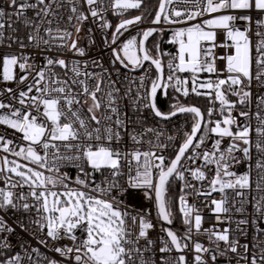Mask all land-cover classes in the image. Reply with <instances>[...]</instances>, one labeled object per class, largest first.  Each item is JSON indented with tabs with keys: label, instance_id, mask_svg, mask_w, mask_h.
<instances>
[{
	"label": "snow or ice",
	"instance_id": "1",
	"mask_svg": "<svg viewBox=\"0 0 264 264\" xmlns=\"http://www.w3.org/2000/svg\"><path fill=\"white\" fill-rule=\"evenodd\" d=\"M130 10L140 14L124 18ZM109 11L121 17L112 32L110 43L116 47L111 64L143 73L125 75L123 90L100 61H92L97 72L88 70L87 61L64 58L67 52L86 54L69 29L79 36L89 21L112 29L105 15ZM149 15L148 0H5L0 6V210L29 213L31 234L54 253L29 250L21 242L31 264H217L218 257H228L227 264L233 259L236 264H264V227L259 223L264 221V93L257 94L256 111H251L254 82L264 89V0H158L153 25H186L173 31L169 41L178 45L175 55L163 52L158 43L147 46L150 37L163 31L139 28ZM133 27L137 34L118 44ZM218 48L225 50L222 55L216 54ZM165 56H170L167 62ZM217 60L224 62L223 69H217ZM202 72L217 78L200 81ZM180 73L191 74V89ZM170 89L177 95L163 112L158 96L167 98ZM190 94L209 99L206 113L181 102ZM125 100L133 114H140L135 120L122 110ZM144 111L165 121L191 115V129L183 133L174 157L164 154L169 144L161 139L163 130L145 127ZM147 134L156 138L148 140V150L122 149L125 135L142 146ZM197 161L201 163L193 167ZM125 164L128 176L122 183ZM241 167L246 170L238 171ZM173 180L183 182L177 204L183 234L171 227L168 190ZM192 180L207 182L208 190ZM140 189L156 209L164 234L159 243L150 236L157 227L150 212H133L124 203L129 190ZM189 189L197 196L223 194L211 201L218 219L230 211L225 205L226 190H231L241 216L252 205L251 220H237L235 230L202 231L203 217L185 194ZM250 223L256 235L241 243ZM20 227L28 231L24 224ZM14 231L0 217V264H23L24 257L13 254L9 236L3 235ZM200 235L207 236L209 246L194 239Z\"/></svg>",
	"mask_w": 264,
	"mask_h": 264
},
{
	"label": "built area",
	"instance_id": "2",
	"mask_svg": "<svg viewBox=\"0 0 264 264\" xmlns=\"http://www.w3.org/2000/svg\"><path fill=\"white\" fill-rule=\"evenodd\" d=\"M5 0H0V6L4 5ZM179 7H185V5H179ZM61 12L65 14V16L67 15V13L61 9ZM133 12V14H131L130 16H126L128 13L125 14L124 18H130L131 16L134 15H139L140 14V10H130L129 13ZM29 16L33 15L32 12L28 13ZM106 15V19L109 20V16L114 17V19L116 20L115 24H118L120 22L121 17L114 15L111 11H109L108 13L105 14ZM208 17L205 16L203 17V19H207ZM110 21V20H109ZM111 22V21H110ZM113 25V23H111ZM115 24L113 25L112 29H108V30H102L98 24H94L91 21L86 22L81 30V32L79 33V36H77L75 34V30L74 29H69L70 31L73 32V39H77L78 40V46L81 48L85 49V55L83 57H79V56H75L73 53L71 52H67L64 56V58L66 59H70V60H80L81 62L87 61L88 62V70L89 71H97L99 72L100 69L96 68L93 66L92 61L93 60H98L101 62V64L103 65L104 68H107L109 70V72L111 73V79L113 80H117L118 87H121V89L123 90V88H125L127 86V81L124 79L125 75H128L129 77L132 78H138L140 75H142V71H137V72H126L125 69H123L122 67H120L119 64H116L115 66H113L111 64V59H112V48L116 47V45H111V39H112V32L115 29ZM152 26L151 22H147L144 21L141 25H139V28H148ZM186 25L183 24H178V25H169L166 23H162L160 25H158V29H163V31L161 33H163L164 31H175L181 27H185ZM91 28L92 31L91 33H89L88 29ZM138 29L136 27H133L131 29H129L128 32H125L123 36H121L119 38V40L117 41V43H119L121 40L125 39L126 37H130V36H134L137 34ZM23 33L21 32V35ZM91 41H94V43H92ZM3 51V50H0ZM224 49H216V54L217 55H222L224 53ZM176 52H177V45H176ZM50 55H55V53H50ZM170 59L169 56H165L164 60L165 62H167V60ZM37 62H40V58H37ZM147 66V65H146ZM216 66L217 69H223L224 67V62L223 61H216ZM116 69H119V75H117V71ZM57 71H61L60 69H57ZM17 72H19V70L17 69ZM165 72H167V69H165ZM153 76L155 74L154 70H153ZM181 77L183 78H187L189 79V89H191V74L190 73H180L179 74ZM227 74L224 72H221L220 74V78L226 76ZM217 78L216 74H210L207 72H202L199 74V80L200 81H206L208 79H213L215 80ZM9 86H14V85H9ZM253 104L251 106V111L254 113L256 111L255 108V100H256V96L258 93H264V89H260L258 88V86L255 84H253ZM237 100V99H236ZM235 100V101H236ZM122 110L126 111L128 113V115L130 117H132L133 120L136 119L137 115L140 114H133V112L131 111V109L127 106L128 105V101L125 100L122 102ZM211 106V104L208 106V108ZM217 109L219 108V104H216ZM237 107L240 110H249L248 108H245L242 105H237ZM207 108V109H208ZM207 112V110H206ZM233 115H236V112H233ZM143 116H147V123L145 124V127H152L158 130H163L164 135L161 137V139L163 140L164 143L169 144V147L166 149V151L164 152V154L169 157L172 158L173 155L175 154L176 149L178 148L179 144L182 142V138H183V133L186 131H190L191 129V123H192V117H189L191 115L189 114H181L178 115L174 118H172L171 120H161L159 118H155L152 117L147 111L143 112ZM214 119H218L219 115L214 114ZM241 122H243V120H241ZM253 124H255V120H253ZM134 125H129V128L131 129V127H133ZM2 126H0V131H2ZM139 130V129H138ZM9 132V134L11 133V130H7ZM168 136H173L175 137V139L172 142H169L167 140ZM148 140H152L153 142L156 141V138L154 135L152 134H147L144 137V142L141 145H133L132 141L127 137V135L124 136V140L122 141L121 147L124 151L126 152H130L133 150L134 147H139L141 151H146L149 149V144H148ZM208 145L210 146L212 141L209 140ZM228 140L225 139L224 144L225 146L227 145ZM4 153L0 152V156H3ZM9 159H14V157L9 156ZM129 159H131V157H129ZM190 163V162H189ZM201 163V161H197L196 165H193V167L199 165ZM238 171H244L246 170L244 167H241L239 169H237ZM123 172L124 175L121 177V182H126L127 181V176H128V167L125 164L123 167ZM71 175L75 176V170H73L71 173ZM134 174V173H133ZM187 175V173H186ZM209 176H211V173H209ZM189 179H191L189 177ZM102 180V177L99 173L96 174V182L100 183ZM177 187V195H176V208H177V213H178V217L179 220L178 221H174L173 220V224L171 225V227L177 231L178 234H183L184 230H185V226L183 225L182 222V218L178 212V200H179V196L182 194L181 193V187L183 185L182 181L179 180H175ZM193 184H196L198 188H202L204 191L208 190V184L207 182H204L203 185L200 184V182L192 180L191 181ZM0 187H3V182L0 181ZM26 191V189H25ZM130 194H128L126 196V199L124 201V203L126 205L129 206L130 210L133 212L136 211H146V212H150L151 217L153 219V222L157 224V227L150 233V236L152 239L157 240V243H159L158 237L164 235L161 231H160V225L159 222L157 221V217H156V209L154 207L153 201L149 200L147 198H145L144 196V190L140 189V190H129ZM227 191V199H228V203L225 205L226 207H228L230 209L229 212L227 213H223L220 214V219L217 218V214L214 213L213 209H214V205L211 203V201L213 199L216 200H220L222 198V193L220 192H212V194L210 196H197L194 194V192L192 190H187L186 191V195H187V199H188V203L191 205H195L197 209H199L200 214L203 217V224H202V231L203 229H209V228H215L217 230H223L225 228H229L230 230H235L236 228V221L242 218H245V216L247 218H249V220H251L252 217V205L251 204H247L246 205V213L244 214V216H241L240 213L235 211V208L238 207V205H234L233 204V193L231 190H226ZM0 217H2L6 223L8 225H10L12 228L15 229V231L11 234L8 233H4L3 235H8L10 241L12 242L14 248H13V254L15 252H19L21 254L22 257H24L23 259V264H31V261L28 260L27 257L24 256V249L20 247L21 242H27L26 243V247H29V250L31 247H36L40 249L41 253H45L48 255H54V253H50L48 251L47 248H45L44 246L40 245L37 243V240L33 237L32 233V229H33V225L31 224V219L32 216L29 213H24V212H15L13 210H0ZM260 226L264 227V221H260ZM24 224L25 227L28 228V231H24L20 225ZM256 235L255 233V227L250 223L248 226V235L247 237H239L241 240V243H245L247 241L253 240V237ZM194 239H197L199 241H201L202 243L205 244V246H209L208 243V238L206 235H200V236H195ZM49 243L51 244V241H49ZM63 243H70L69 241H64ZM221 248L224 247L223 242H221ZM240 251L242 252L243 249L241 248ZM233 254L228 253V256H232ZM192 256L193 253L189 252L188 253V259L189 261L192 260ZM57 259H60V257H56ZM33 259H35V254H33ZM228 261V257H218L217 260V264H227ZM232 264H236V260L233 259Z\"/></svg>",
	"mask_w": 264,
	"mask_h": 264
},
{
	"label": "trees",
	"instance_id": "3",
	"mask_svg": "<svg viewBox=\"0 0 264 264\" xmlns=\"http://www.w3.org/2000/svg\"><path fill=\"white\" fill-rule=\"evenodd\" d=\"M158 0H148V11L152 13V15H149L145 21L151 22L152 17L155 14V9L157 8ZM116 26V25H115ZM172 39V35L170 31H164L163 33L157 32L155 35H153L147 42V46L149 48H152L155 44H159L160 48L163 52L169 53L171 55L176 54V45L169 43V41ZM170 57V56H169ZM155 75V74H154ZM227 87V86H225ZM177 94L173 92L171 89L169 90V95L167 98H165L163 95L158 96V105L163 112L169 111V105L173 102V98ZM229 99L231 101H235L237 97L229 95ZM181 102L187 105H195L201 109L202 112L206 113V110L208 106L210 105L209 99L205 96H196L195 94H190L188 97H181ZM191 117V116H189ZM177 184L176 181L173 180L170 184L169 190H168V197L172 202L173 205V212H174V221H178V213L176 208V190Z\"/></svg>",
	"mask_w": 264,
	"mask_h": 264
},
{
	"label": "rangeland",
	"instance_id": "4",
	"mask_svg": "<svg viewBox=\"0 0 264 264\" xmlns=\"http://www.w3.org/2000/svg\"><path fill=\"white\" fill-rule=\"evenodd\" d=\"M131 14H133V12L128 13L126 16H130ZM109 20L111 21V23H113V25H114L115 22H116V20L114 19V17H111V16H109ZM115 25H116V24H115ZM170 32H171V35H172L173 31H170ZM127 38H130V37H126L125 39H127ZM125 39L121 40L119 43L123 42ZM119 43H118V44H119ZM177 48H178V45H177ZM221 78H225V76H224V77H221ZM201 91H205V90L201 89Z\"/></svg>",
	"mask_w": 264,
	"mask_h": 264
},
{
	"label": "water",
	"instance_id": "5",
	"mask_svg": "<svg viewBox=\"0 0 264 264\" xmlns=\"http://www.w3.org/2000/svg\"><path fill=\"white\" fill-rule=\"evenodd\" d=\"M157 7H158V5H157ZM151 24H152V23H151ZM150 27H155V28L158 29V25H153V24H152V26H150ZM148 28H149V27H148ZM155 34H156V33H155ZM155 34H154V35H155ZM150 38H151V37H150ZM150 38H149V39H150ZM179 115H181V114H179ZM177 116H178V115H177ZM173 118H174V117H173ZM174 155H175V154H174ZM174 155H173V157H174Z\"/></svg>",
	"mask_w": 264,
	"mask_h": 264
}]
</instances>
